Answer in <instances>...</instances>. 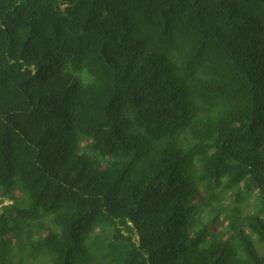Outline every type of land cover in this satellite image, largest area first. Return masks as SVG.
Here are the masks:
<instances>
[{
    "label": "trees",
    "instance_id": "obj_1",
    "mask_svg": "<svg viewBox=\"0 0 264 264\" xmlns=\"http://www.w3.org/2000/svg\"><path fill=\"white\" fill-rule=\"evenodd\" d=\"M0 264H264V0H0Z\"/></svg>",
    "mask_w": 264,
    "mask_h": 264
},
{
    "label": "rangeland",
    "instance_id": "obj_2",
    "mask_svg": "<svg viewBox=\"0 0 264 264\" xmlns=\"http://www.w3.org/2000/svg\"><path fill=\"white\" fill-rule=\"evenodd\" d=\"M5 203V202H4Z\"/></svg>",
    "mask_w": 264,
    "mask_h": 264
}]
</instances>
